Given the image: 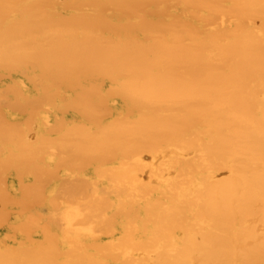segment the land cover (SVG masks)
<instances>
[{
  "label": "bare ground",
  "instance_id": "1",
  "mask_svg": "<svg viewBox=\"0 0 264 264\" xmlns=\"http://www.w3.org/2000/svg\"><path fill=\"white\" fill-rule=\"evenodd\" d=\"M0 264H264V0H0Z\"/></svg>",
  "mask_w": 264,
  "mask_h": 264
},
{
  "label": "rangeland",
  "instance_id": "2",
  "mask_svg": "<svg viewBox=\"0 0 264 264\" xmlns=\"http://www.w3.org/2000/svg\"><path fill=\"white\" fill-rule=\"evenodd\" d=\"M67 169H68V168L63 169L64 174H67V173H70V172H71L69 169H68V170H67ZM64 178H66V177H64ZM64 178H63V179H64ZM63 179H61V180L63 181ZM57 180H58V182L61 181L60 178H58ZM64 180H65V179H64ZM62 181H61V182H62ZM53 183H54V179H52V181H51V187L53 186ZM57 185H59V183H57L56 186H57ZM53 194H54V192H53L51 195H53ZM45 195H46V194H45ZM51 195H50V196H51ZM53 196H54V195H53ZM60 196H61V195H60ZM60 196L57 197V199H58L59 201H60ZM46 198H47V199H46ZM50 198H51V197H50ZM45 199L48 200V202H49V200H50V199H49V196H47V195H46ZM52 199H54V198H52ZM53 207H54V206H53ZM39 209L41 210V212H42L43 214H45V213L47 212V213H51V214L53 215V214H54L53 211H55L54 208H52L50 205H44V206H42V207L39 208ZM44 210H45V211H44ZM47 210H48V211H47ZM47 213H46V215H47ZM55 213H56V214H55V217H56V218L59 217L58 210H57ZM57 214H58V215H57ZM48 215H49V214H48ZM53 217H54V215H53ZM59 222H60V221L58 220V224H60L61 227H62L63 224H61V222H60V223H59Z\"/></svg>",
  "mask_w": 264,
  "mask_h": 264
}]
</instances>
